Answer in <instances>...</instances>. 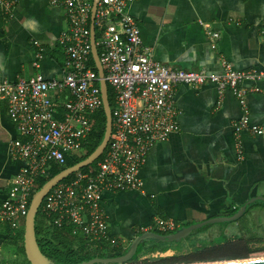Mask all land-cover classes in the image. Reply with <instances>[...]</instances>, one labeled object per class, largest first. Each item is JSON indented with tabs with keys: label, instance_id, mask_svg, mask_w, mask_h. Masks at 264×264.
I'll use <instances>...</instances> for the list:
<instances>
[{
	"label": "crops",
	"instance_id": "crops-1",
	"mask_svg": "<svg viewBox=\"0 0 264 264\" xmlns=\"http://www.w3.org/2000/svg\"><path fill=\"white\" fill-rule=\"evenodd\" d=\"M129 13L139 25L143 44L160 63L222 73L226 61L237 71H264V0H136ZM66 24L64 10L47 0H18L10 19L0 10V80L37 73L45 79L59 76L63 56L57 39ZM205 24L219 37L211 39ZM33 40L47 52L38 66ZM242 86L259 88L248 93L246 101L249 125L264 128V80L245 81ZM174 100L180 130L148 152L140 171L143 188L103 192L108 232L120 240V249H126L142 229L155 231L152 224L157 217L173 220L178 229L235 213L249 199L264 196V134L248 130L235 138L233 125L242 114L236 97L226 90L220 100L211 83L197 88L180 84ZM16 137V123L0 101V201L10 179L25 165L9 153ZM261 202L247 209L264 213ZM251 213L235 223L252 219ZM8 229L0 227V264L20 255L16 238L5 234ZM155 244H145L140 255L146 256V246L161 248Z\"/></svg>",
	"mask_w": 264,
	"mask_h": 264
},
{
	"label": "built area",
	"instance_id": "built-area-1",
	"mask_svg": "<svg viewBox=\"0 0 264 264\" xmlns=\"http://www.w3.org/2000/svg\"><path fill=\"white\" fill-rule=\"evenodd\" d=\"M18 0H0L6 19L13 17ZM61 7L66 27L57 44L63 60L61 74L45 79L37 73L28 78L0 80V101L15 121L18 137L9 144L12 157L25 165L14 175L0 201V225L17 234L22 229L30 200L39 179L67 159L86 153L94 117L102 109L99 75L91 55L90 16L93 0H47ZM136 0H98L94 16L95 46L107 86L113 94L112 132L101 159L69 181L55 185L44 197L39 211L46 225H70L101 250L117 247L120 240L108 232L101 199L105 191H133L143 188L140 177L148 152L156 143L180 130L174 92L177 85L197 88L215 85L219 99L229 90L238 100L242 114L233 125L235 138L241 132L264 134V128L249 125L247 94L257 86L244 88L245 81L264 80V71H237L223 62L222 73L187 71L156 61L152 49L143 44L137 21L129 13ZM205 31L211 39L219 37ZM36 47L34 65L47 55ZM238 157L242 159L239 141ZM152 227L159 233L177 229L171 219L157 217ZM151 227V228H152ZM145 229H142V231ZM100 245V246H99Z\"/></svg>",
	"mask_w": 264,
	"mask_h": 264
},
{
	"label": "water",
	"instance_id": "water-1",
	"mask_svg": "<svg viewBox=\"0 0 264 264\" xmlns=\"http://www.w3.org/2000/svg\"><path fill=\"white\" fill-rule=\"evenodd\" d=\"M98 0H93L91 16H90V43H91V55L94 61L95 67L99 75V87L102 98V109L105 116V128L103 137L98 146L84 159L73 164L72 166L62 169L59 173L55 174L49 180H47L38 190L33 194L28 211L24 221L23 228V249L25 258L28 264H55L51 259L46 257L40 250L39 244L35 235V220L39 211V207L45 197V195L58 183L69 177L71 174L79 171L80 169L91 165L96 159H98L104 152L111 132H112V116L111 107L108 99V86L104 79V72L98 59V53L95 46V27L94 16ZM263 201L264 196H258L249 199L242 204L238 210L232 215H226L224 217L209 218L200 222L191 223L189 225L180 227L173 232L162 234L157 231H142L134 237L129 243L123 255L117 257H96L88 261L80 262L78 264H123L129 261L137 252V249L141 245L150 243H171L176 242L187 237L191 232L205 227L210 224H221L225 222L236 221L244 215L247 210V206L255 201ZM194 264H264V258L254 259H232L225 261L206 262V263H194Z\"/></svg>",
	"mask_w": 264,
	"mask_h": 264
},
{
	"label": "trees",
	"instance_id": "trees-1",
	"mask_svg": "<svg viewBox=\"0 0 264 264\" xmlns=\"http://www.w3.org/2000/svg\"><path fill=\"white\" fill-rule=\"evenodd\" d=\"M108 99L110 104L112 105L113 94L110 86H108ZM94 120H95V125L92 135L88 139V144L86 145V153L81 157L67 159L66 164L61 168L59 167L52 168L47 177L38 180L35 191L38 190L47 180H49L55 174L59 173L62 169L72 166L73 164L86 158L98 146V144L100 143L103 137L104 128H105V116L103 113V109L98 111V113L94 117ZM99 159H101V156L94 161V164ZM87 168L88 166L80 169L79 172L86 171ZM76 174L77 172L71 174L62 182L69 181ZM261 203L264 205V202ZM232 214H234V212L229 213L228 215L230 216ZM23 228H24V224L22 225L21 231L17 232L15 237L12 236V233L9 229H8L9 233L5 231L6 232L5 234L6 236L16 238L15 242L19 244V252L24 257L25 261L18 262L16 258H13L11 259V261L4 260L3 264H28L23 249ZM35 235L41 252L46 257L51 259L55 264H76L83 261H88L96 257H106L107 255H109L108 254L109 252H111L112 255H115V254H121L125 251L124 249H120V248L104 249L100 251V249L94 246L93 243L88 242V239L85 238L81 233L73 234L72 227L70 225H64L61 227L46 225L45 221L42 219L40 215V212H38L35 220ZM218 240L219 241L216 243V247L214 249L216 248L222 249L225 248L223 247L224 244L229 245V243H232V241L229 242L230 239L228 240L227 235L221 236ZM246 250L247 253L246 252L242 254L238 253L239 255L235 257H241L243 255H247L249 252L252 251L251 248H247ZM167 263H173V262L170 259H160L159 261H157V264H167Z\"/></svg>",
	"mask_w": 264,
	"mask_h": 264
},
{
	"label": "rangeland",
	"instance_id": "rangeland-1",
	"mask_svg": "<svg viewBox=\"0 0 264 264\" xmlns=\"http://www.w3.org/2000/svg\"><path fill=\"white\" fill-rule=\"evenodd\" d=\"M252 219H248L247 221L239 223H235L234 221L232 224L229 225L228 229L229 232L227 234L229 242L232 241V245L226 246L224 248L226 254L224 257L226 258H218V259H202V260H192V261H178L174 263H167V264H194V263H206V262H216V261H225V260H232V259H254V258H264V213L260 211H253L249 215ZM245 226V228H243ZM211 228L206 232H196L193 234L191 240L195 238H207L211 237L220 227V224H212ZM182 242L189 243V240H183ZM243 245L242 248H251L252 251L249 252L247 255H243L241 257H235L239 254L245 253L247 250H242L238 248V244ZM235 246V247H233ZM230 247H233L229 250ZM11 252H14L16 249L15 247L11 246ZM170 253V252H169ZM239 253V254H238ZM247 253V252H246ZM138 255L137 259L127 263V264H157L158 259L161 256H148L147 254ZM169 256V255H168ZM166 256V257H168ZM165 257V256H164ZM16 260L18 262L25 261L24 257L20 254ZM9 261H11L9 259Z\"/></svg>",
	"mask_w": 264,
	"mask_h": 264
},
{
	"label": "flooded vegetation",
	"instance_id": "flooded-vegetation-1",
	"mask_svg": "<svg viewBox=\"0 0 264 264\" xmlns=\"http://www.w3.org/2000/svg\"><path fill=\"white\" fill-rule=\"evenodd\" d=\"M252 210L251 208L247 209L246 212L244 213L243 217L246 216L248 213H251ZM242 219V218H241ZM237 223H241L243 224V222H245L246 220H244V218ZM236 222V221H234ZM226 223V224H225ZM223 224H220L219 229L217 230V232H215L211 237H207V238H195L193 240H191V238L193 237V234H195L196 232H206L208 231L211 227V225H207L205 227H202L200 229H197L193 232H191L187 237H185L184 239H181L179 241L176 242H171V243H156L155 245H159L161 246V248L155 250L153 247H149L146 246L145 247V251H147L146 253L149 256H161L160 259H170L172 260V262H178V261H192V260H202V259H218V258H225L223 257L224 254H226L224 250V248L222 249H214L216 247V243L219 241L218 239L223 236V235H227L229 232V225L232 224L231 222H225ZM245 228V226L243 227ZM183 240H189V243L187 242V244L185 242H182ZM231 242V241H230ZM154 244V243H153ZM238 244V248L242 249V250H246L247 248H242L243 245ZM220 245V244H219ZM229 245H232L231 243H229ZM224 244L223 247L229 246ZM144 245H141L138 247L136 254L127 262L123 263V264H127L131 261H133L134 259H137V256L140 254V252L142 251V247ZM121 244H119L117 247L114 248H120ZM235 247V246H233ZM233 247H230L229 250ZM141 248V250H140ZM111 249V248H109ZM111 251V250H110ZM140 251V252H139ZM170 252V253H169ZM223 252V255H222ZM125 253V251L121 254H115L112 255L111 252H109L106 257H117L120 255H123ZM169 255V256H168ZM165 256V257H164ZM168 256V257H166ZM222 256V257H221ZM158 259V260H160ZM229 260V259H228ZM84 262V261H83ZM78 264V263H76ZM113 264V263H110Z\"/></svg>",
	"mask_w": 264,
	"mask_h": 264
}]
</instances>
